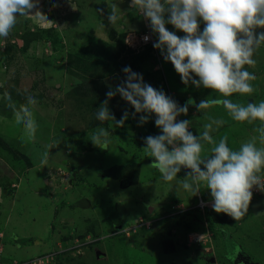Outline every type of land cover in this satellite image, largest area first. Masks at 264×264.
<instances>
[{
	"label": "rangeland",
	"instance_id": "rangeland-1",
	"mask_svg": "<svg viewBox=\"0 0 264 264\" xmlns=\"http://www.w3.org/2000/svg\"><path fill=\"white\" fill-rule=\"evenodd\" d=\"M111 1L39 0L31 13L42 12L50 23L37 16L18 17L9 37L0 38V264H264V216L247 214L235 230L227 214L215 213L212 239L192 245L188 234L204 233L196 212L186 210L155 220L173 206L189 207L195 201V195L176 190L189 169L182 168L176 179L165 183L149 166L153 158L144 151V138L162 134L155 114L141 126L139 118L147 114L133 117L134 107L117 94L108 107L117 120L129 112L124 126L96 119L109 87L126 79L124 67L142 74L145 83L162 89L181 106L189 98L196 103L220 98L203 86L185 85L160 50L140 40V27L129 29L136 32H127L128 37L132 34L130 40L125 35L126 49L117 59L119 64L105 70L98 57L99 40L112 45L116 38H111V30L127 34L123 22L113 26L107 21ZM122 1L125 4L118 10L127 12L129 21L141 16L129 10L130 0ZM103 3L106 11L101 14ZM166 27L180 37L185 35L170 24ZM203 28L201 21L200 31ZM30 31L38 36L24 48ZM152 39H157L156 34ZM253 59L255 65L245 68L256 76L251 82L255 91L233 94L229 97L233 102L246 105L264 100V45ZM94 62L97 67L82 73ZM85 78L87 88L82 85ZM4 93L17 106L29 94L37 100L32 107L37 124L34 138L15 123ZM204 111L206 116L189 106L188 114L177 120L192 121L189 131L199 136L210 122L206 117L224 119L226 123L212 135L217 141L227 135L233 149L258 135L255 125L231 120L222 105ZM98 127L109 132L107 150L89 140L88 133ZM210 148L206 145L202 155L210 156ZM134 164L140 165L137 183L126 180L125 184L126 178L111 175L116 167ZM244 230L241 244L252 242L250 252L237 238ZM170 247L174 251L166 250Z\"/></svg>",
	"mask_w": 264,
	"mask_h": 264
},
{
	"label": "clouds",
	"instance_id": "clouds-1",
	"mask_svg": "<svg viewBox=\"0 0 264 264\" xmlns=\"http://www.w3.org/2000/svg\"><path fill=\"white\" fill-rule=\"evenodd\" d=\"M38 2L0 0V38L9 37L18 17L37 16L50 23L42 12L31 13ZM118 8L116 3L108 5L107 21L113 26L122 19ZM129 10L138 12L149 22L148 26L157 36L153 47L160 50L166 62L174 65L185 85L191 83L197 89L203 86L220 98H208L199 103L189 98L181 106L162 89L145 83L142 74L124 67L126 79L114 88L109 87L107 99L96 111V119L112 120L117 127L124 126L129 112L124 111L117 120L108 107L117 94L134 107L133 117L137 113L147 114L140 116L141 126L155 114V125L162 134L144 138V151L153 158L149 166L158 171L165 183L176 179L182 168L189 169L176 190L182 188L194 196L202 188L210 189L213 210L239 221L249 211L253 189L264 192V100L245 105L229 97L250 95L255 91L251 82L256 76L245 66L255 65L254 53L264 45V31H257L264 29V0H130ZM99 11L103 14V9ZM201 21L203 31H200ZM167 24L185 35L180 37L169 31ZM149 39L148 35L143 37L145 42ZM4 97L15 123L23 125L26 135L34 138L37 124L32 107L37 100L29 94L25 102L17 106L8 93H4ZM215 105H222L231 120L255 125L258 135L233 149L229 147L227 135L218 141L212 135L226 123L224 119L206 117L210 122L203 125L199 136L189 131L192 121L177 120L182 114H188L189 106L206 116L204 110ZM88 136L94 146L102 150L109 148L111 141L105 128L98 127ZM206 145H211L210 156L202 155Z\"/></svg>",
	"mask_w": 264,
	"mask_h": 264
},
{
	"label": "trees",
	"instance_id": "trees-1",
	"mask_svg": "<svg viewBox=\"0 0 264 264\" xmlns=\"http://www.w3.org/2000/svg\"><path fill=\"white\" fill-rule=\"evenodd\" d=\"M49 6V5H47ZM106 4L103 3V5L100 7L101 9H103V11H106ZM147 28V29H146ZM147 30L150 31V29L146 26H144L143 28H140L139 29V33H144L146 32ZM125 33H120L118 34L116 30H111L110 31V36L111 38H116V42L115 44H107L101 40H99V55L98 57H100V60L102 61L103 63V66L106 67L105 70L107 68H110L112 67L113 65L116 64V66L119 64L117 62V59L120 58V56L123 54V52L125 51L126 49V43H125ZM38 36V33L37 32H34V31H30L28 32V35L26 36V40L24 42V45L23 47L26 48L30 45V42L36 38ZM149 44V43H148ZM146 44V45H148ZM69 59L71 60L72 59V56L69 55ZM145 61V60H144ZM97 67V62H94L92 63L91 65H88V67L86 66L85 69H81L84 73V74H88L87 71L91 68H95ZM109 72L113 73L115 72L114 69H111ZM88 82H89V79L85 78V82L82 84L84 88H87L88 87ZM140 171V165L139 164H134V165H126V166H121V167H116L112 172H111V175L116 177V178H126L124 183L126 184V180L127 181H130L131 183H137L138 182V173ZM120 178V179H121ZM193 211V210H192ZM195 212V211H193ZM215 211L212 210L210 211V224L211 226H213V223L215 219H218L217 217L218 216H215ZM213 214V215H212ZM162 215V213L160 214ZM158 215V216H160ZM163 218H167V217H163ZM161 220V218L159 219ZM199 222L202 223V218L199 217ZM168 252H172L174 251V248L173 247H170V248H167L166 249Z\"/></svg>",
	"mask_w": 264,
	"mask_h": 264
},
{
	"label": "built area",
	"instance_id": "built-area-1",
	"mask_svg": "<svg viewBox=\"0 0 264 264\" xmlns=\"http://www.w3.org/2000/svg\"><path fill=\"white\" fill-rule=\"evenodd\" d=\"M145 35L151 36V39H149L147 42H145L143 40V37ZM141 39L144 43V45L148 44L152 39V34L150 33L149 30H147L144 33L140 34ZM264 194V192H261L259 190H257L256 188L253 189V198L251 202L256 201L259 197H261ZM211 205V192L210 189H206L204 193H202V191L200 190L198 195H195V201L193 202L192 206L189 207H185V205L183 203L179 204L178 206H173L171 207V210L164 212L163 215L155 217V220H159L160 218L163 217H170L173 216L174 214H176L177 212H181V211H186V210H193L195 211L201 218H202V228H204V233H202V231H198V230H193L192 232H190L188 234V244L192 245L194 243L197 242H201L203 241V239L207 238L205 242H207L209 239H212L213 236V231L210 228V211L213 210V208L210 206ZM144 222V221H143ZM142 222V224H143ZM150 221L147 222V224ZM206 249L208 248L207 246H205Z\"/></svg>",
	"mask_w": 264,
	"mask_h": 264
},
{
	"label": "crops",
	"instance_id": "crops-1",
	"mask_svg": "<svg viewBox=\"0 0 264 264\" xmlns=\"http://www.w3.org/2000/svg\"><path fill=\"white\" fill-rule=\"evenodd\" d=\"M115 1H117V2H115ZM112 3H116V4H118L119 5V8L121 9V5L124 3L125 4V1L123 2L122 0H113V1H111V4ZM122 11H123V9H122ZM121 13V14H120ZM118 14L122 17V19L120 20V22H123V27H124V30H125V32L127 33L128 31H129V29L130 28H135V27H140V28H143L144 26H147L149 29H150V27L148 26V24H149V22L148 21H146L143 17H141V16H138L137 18H134L135 20H130L129 21V19L127 18V15H128V13L127 12H120L119 10H118ZM126 19H128V20H126ZM139 30V29H138ZM136 32L135 30H132V31H129L128 33H130V32ZM128 33L126 34V36L128 35ZM150 33L153 35V33H152V31H151V29H150ZM132 36V34H130L129 35V40H130V38H132L131 37ZM157 41V39H153V44L155 43ZM158 65H156L155 66V69H158ZM247 214H250V215H252V217H254V218H257V217H263L264 216V195L259 199V200H257V201H255V202H253V203H250V206H249V211H248V213ZM247 214H246V216H247ZM231 218V217H230ZM231 220H233V222L232 223H234V224H236L235 225V230H236V228H237V226L239 225V221H236V220H234L233 218H231ZM247 227V226H246ZM245 233V230H244V232H242L241 233V235H238V236H241V237H237L236 235H235V239H236V237L238 238V240H239V244L241 245V246H243L242 244H241V238H243L245 235H243ZM232 237H233V235H232ZM238 240L236 239V240H234L235 241V243H237L238 244ZM248 243V242H247ZM245 244V246H243V247H245L244 249L245 250H247V251H249L250 252V250L253 248V246H252V242H250V243H248V244ZM249 245V246H248ZM226 248H230V246H226ZM245 256H248L247 255V253L245 254Z\"/></svg>",
	"mask_w": 264,
	"mask_h": 264
},
{
	"label": "water",
	"instance_id": "water-1",
	"mask_svg": "<svg viewBox=\"0 0 264 264\" xmlns=\"http://www.w3.org/2000/svg\"><path fill=\"white\" fill-rule=\"evenodd\" d=\"M150 208H151V210H152L153 207H150ZM213 261H215V259H213Z\"/></svg>",
	"mask_w": 264,
	"mask_h": 264
}]
</instances>
